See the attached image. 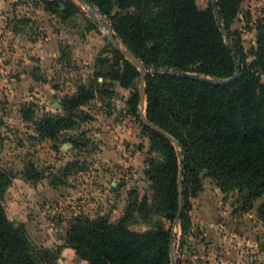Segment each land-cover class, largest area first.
I'll list each match as a JSON object with an SVG mask.
<instances>
[{
  "label": "trees",
  "instance_id": "trees-1",
  "mask_svg": "<svg viewBox=\"0 0 264 264\" xmlns=\"http://www.w3.org/2000/svg\"><path fill=\"white\" fill-rule=\"evenodd\" d=\"M89 1L143 62L148 71L146 115L180 146L143 122L142 72L109 45L113 59L98 58L96 80L80 83L76 92L65 94L61 99L63 114L46 113L36 131L41 138L59 142L63 130L92 118L88 113L82 117V106L97 98L104 101L115 97V82L131 89L128 112L150 140L144 173L151 196L141 198L137 190H131L125 213L117 223L107 216L77 215L69 224L66 245L43 248L32 241L24 223L7 215L4 199L15 174L0 160V264H57L66 246L89 264H173L171 246H176L178 237L173 226L180 197L184 198L179 219L183 238L192 232V198L203 190L205 177L213 179L224 194L238 193L242 212L253 209L264 198V84L247 62L241 37L231 28L244 0H218L233 47L224 37L212 3L202 9L197 0ZM31 5L64 19L81 10L73 0H42ZM15 30L18 31L16 27ZM259 52L264 53V24L259 34ZM62 55L68 58L64 50ZM105 64L107 71L102 69ZM176 71L218 79L239 75L233 82L220 85L173 74ZM99 77L102 82L97 81ZM23 113L28 119L26 111ZM74 145L81 149L85 142L80 137ZM54 148L59 149L57 145ZM181 155L183 194L179 187ZM73 164H67L60 175L51 176L50 183L65 184ZM22 175L33 183L46 177L33 162L24 165ZM257 210L264 220V201ZM142 223L148 228L137 230Z\"/></svg>",
  "mask_w": 264,
  "mask_h": 264
},
{
  "label": "crops",
  "instance_id": "crops-1",
  "mask_svg": "<svg viewBox=\"0 0 264 264\" xmlns=\"http://www.w3.org/2000/svg\"><path fill=\"white\" fill-rule=\"evenodd\" d=\"M6 2L0 0V132L5 149L0 156L4 160L12 158L8 145H13L15 152L19 153L25 152L30 146L32 154L42 156L52 163L53 173L47 172L46 178L37 183L28 181L22 175L26 156H18L16 172L19 174L15 175L5 194V209L11 220L25 224L28 234L36 238L39 247L54 249L66 245L69 220L58 224L47 222L43 209L48 201L60 198L59 202L66 207L72 204L65 208L69 214L67 217L82 213L92 218L107 216L111 222L117 223L125 213L131 190H137L141 198L145 194L151 196L149 182L144 173L150 140L138 121L128 112L127 101L131 89L122 87L118 82H115V90L120 95L117 93L109 103L95 99L81 107L91 115V123H82L63 130L59 142L38 138V132L30 126L32 123L25 120L21 104L29 99H36L40 104L46 102V112L63 114L62 97L77 90L75 86L72 91L64 89V82L72 77L71 62L76 64L77 60V64L81 66L86 63L90 51L82 47L77 49L78 53L74 56L67 55L68 59H64V43L71 42L67 29L64 26L56 29L50 23L45 25L46 36L38 39L27 38L25 34L15 30V19L9 13L6 16L2 11ZM92 65L90 61L84 67L91 70ZM57 78L60 79V85L56 83ZM41 108L43 109L42 106ZM27 132L33 134L31 140ZM85 135L93 139L94 154L90 157L82 154L72 157L67 155L68 152L73 151L76 154L80 150L75 147L74 140ZM10 138L13 142L8 144ZM122 143L130 148L129 160L124 159L119 152L118 147ZM56 144L59 150L53 147ZM65 144L69 145L68 148H64ZM81 149L85 147L81 146ZM61 150L64 153L59 157ZM35 155L30 158H35ZM87 158L92 163L90 168L77 170L73 176L78 180L73 181V185H67L69 181L57 186L50 183L48 175H60L69 161ZM30 162L35 163L34 160ZM125 168L128 175L121 179L119 173ZM70 176L69 174L68 177ZM230 196L232 197L224 194L213 179L204 178L203 190L192 198L190 214L195 231L183 238L181 229L178 232L176 252L181 264H193V254L201 251L204 245L208 264H248L249 258L244 248L255 246L251 245L252 241L259 243L258 238L253 239L250 226L259 228L260 223H264L257 210L260 203L258 201L254 209L242 212L237 199L233 198V193ZM75 198L83 199L78 201ZM32 213L34 215L31 216ZM147 228L144 223L136 226L141 231ZM67 256L72 257L74 264H89L68 246L64 247L59 264H71V261L65 260ZM263 256L264 251H261L254 258L260 259Z\"/></svg>",
  "mask_w": 264,
  "mask_h": 264
},
{
  "label": "rangeland",
  "instance_id": "rangeland-1",
  "mask_svg": "<svg viewBox=\"0 0 264 264\" xmlns=\"http://www.w3.org/2000/svg\"><path fill=\"white\" fill-rule=\"evenodd\" d=\"M6 1H7L6 6L4 9H2V11L5 13V15L9 13L10 17L15 19L13 23L14 27H16L18 32H21V34L23 35L25 34L27 38L38 39V38H42V36L44 35L46 36L47 30L45 29V25L50 23V25L54 26L56 29H59V28L62 29L63 26L66 27L67 29L66 31L71 41L70 43L68 41L64 43V45H66V48H64V51H66L68 56L70 57H72V55L74 56L76 53H78L77 49L82 48V47L90 51L89 58L87 59L86 63H82L81 66L77 64V60H75L76 64L71 62L70 72H72V75H71L72 77L70 78V80L68 78V80L64 82L65 90L72 91L74 89V86L78 87L80 83L88 84L90 81L96 80L94 77V72L100 69V64H99L100 61L98 60L99 57L109 58L111 60L113 59L112 48L111 46H109L111 44L108 38V31L104 27L99 26L94 21V19L89 14V8L83 3L79 1L76 2L77 5L81 7V10L79 11V13L73 15L70 18L64 19L57 14H51L49 12L44 11L41 6L31 5V3L29 5L18 4L19 0H6ZM197 3L200 8L205 9L210 6V4L212 3V0H197ZM263 24H264V0H244L241 6L240 13L238 17L235 19V21L233 22L231 28L234 31L235 35H239L241 37L243 45L247 51V62L250 65H252L253 70L260 76L261 82L264 84V53L260 54L259 52V34H260L261 25ZM94 25H97L96 29L93 28ZM90 61H91V64H93L91 67V70L85 68L86 66H88V64H90ZM102 69L107 71L109 69L108 64H105V66L102 67ZM56 81H57L56 83L60 85L59 83L60 79L57 78ZM97 81L102 82L103 78L99 77ZM116 87H117V84L115 83L114 88L116 89ZM117 93L118 95H120L119 92ZM35 100L36 99H29L23 102L21 104V108L23 109V111H26L27 115L29 116L28 119H25V120L28 123H32V125L30 126L36 129V127L39 126L37 123L40 121V119H42L46 113H50V112H46L45 110L46 102L43 104H40L36 102ZM109 100L110 98H106L104 99V102H108ZM41 106L43 107V109L41 108ZM107 106L109 107L110 105H107ZM143 112L146 113V104H145L144 110L142 109L140 105L141 116ZM84 113H86L85 110H83L82 117L84 116ZM91 120L92 118L90 119L85 118V119H82L79 122V124L84 123L85 125H87L91 123ZM27 133L29 134V140H31L33 134H31L30 132H27ZM38 138H41V137L38 135ZM81 138L85 142V146H84L85 149H80L76 154L73 151H71V152H68L67 155L72 157V156H77L78 154H82V155H85V157H90V155L94 154L92 137L85 135ZM9 140L10 142L8 141V144L13 142L11 141V138ZM7 147H8V152L9 150L12 152V155H11L12 158L10 160H6V159L4 160L0 156V160L2 164L7 169L12 171L15 175L19 174L18 172H16V169L18 168L17 165L19 162V161L17 162L16 159L18 156H23V155L26 156V163H29L30 161L34 160L35 165H37L39 169H43L45 175L47 172L53 173V171L51 170L52 163H49L48 161H46L45 158L42 156L32 154L31 152L32 149L30 148V146L27 147L25 152H21L23 154L19 152H15V147H13V145H8ZM3 151H5L4 147L0 149V153ZM62 151L63 150L60 151L59 155L61 156L59 157H62L64 153ZM31 155H35L34 156L35 158H30ZM59 157L56 156L57 159H60ZM17 160H19V157ZM73 162L75 164L72 165L74 169L70 173L71 176L70 177L67 176L65 179L66 181H69L66 183L67 185H73V181L78 180V178L73 176L77 170L89 169L90 165L92 164L88 158L86 160H80V159L71 160L67 164H70ZM51 176L52 174L48 175V178H50ZM231 194L232 193L228 194V196L232 197L230 196ZM233 198L237 199L238 201L239 194L234 192ZM75 199L79 201L83 198H79V199L75 198ZM59 200L60 198L53 199L52 201H48L47 203L44 204V208L47 205L52 204L53 207H57L58 209H60L61 214L59 215V217L58 218L46 217L45 219L47 222L54 223V224L62 223L64 222V220H69V224H70L73 218L80 214H77L74 216L71 215V217H67V215L69 214L65 208L71 207L72 204H69V206L67 205L66 207V205L60 203ZM263 201H264V198L260 199L259 203L261 204ZM251 213H255V212H251ZM32 215L34 214L32 213L31 216ZM255 218L256 217L254 215L253 219ZM250 229H252L251 234L252 235L254 234L253 239L258 238L257 240L259 241V243L256 244L257 243L256 241H255L256 243L252 241L251 245L255 244V246L253 247L246 246L244 248V250L246 251V256L249 258L248 264H264V256L260 259L254 258V256L257 255V253L264 251V223L261 222L259 228L250 226ZM30 238L38 246L36 242V238L33 236L32 237L30 236ZM261 239H263L262 240L263 242H261ZM177 258L179 260L178 255H177ZM65 260L71 261L72 262L71 264H74L72 257L70 256H67ZM59 261L57 262V264H59ZM63 264H66V263L63 262Z\"/></svg>",
  "mask_w": 264,
  "mask_h": 264
},
{
  "label": "water",
  "instance_id": "water-1",
  "mask_svg": "<svg viewBox=\"0 0 264 264\" xmlns=\"http://www.w3.org/2000/svg\"><path fill=\"white\" fill-rule=\"evenodd\" d=\"M19 1H21L22 3H34V2H38V1H42V0H19ZM73 1H75V2L79 1L89 8V14L94 19V21L99 26L104 27L108 31V38H109V42L112 45V47L115 50L119 51L128 60H130L142 72L143 79H142V86H141V107H142V109H144L145 104H146L145 77L148 74V71L146 70L143 62L141 61L140 58L137 57V55L127 45H125L121 41V39L117 36L113 25L107 20L106 16H104L94 4H92L89 0H73ZM212 6H213V9H214L216 16L218 18V21L221 25V29H222V32L224 34V37H225L226 41L228 42V45L230 47H233L232 38L230 36V33L226 29V27L224 26V24L222 22L220 8L218 5V0H212ZM173 74L178 75V76H182L185 78H189V79L212 82V83H216V84H220V85H225V84H229V83L233 82L239 75V73H236L234 76H232L228 79H218V78L199 76L197 74L182 72V71H176V72H173ZM142 119H143V122L148 127L152 128L156 131L162 132L175 145L180 146L179 142L174 137H172L170 134L161 130L158 126H156L155 124L150 122L146 113H144V112L142 113ZM68 146H69L68 144H65L64 148H68ZM2 147H3V140H2V135L0 132V149H2ZM180 161H181V164H180V175H179V187H180L181 194H183V192H184V185H183L184 164H183V156L182 155H181ZM183 208H184V198L181 195L179 210H178L177 218L174 222L173 227H179V219H180V215L183 211ZM171 251H172V255H173V264H178V258H177V252H176L175 244H173L171 246Z\"/></svg>",
  "mask_w": 264,
  "mask_h": 264
},
{
  "label": "built area",
  "instance_id": "built-area-1",
  "mask_svg": "<svg viewBox=\"0 0 264 264\" xmlns=\"http://www.w3.org/2000/svg\"><path fill=\"white\" fill-rule=\"evenodd\" d=\"M1 78H2V75L0 73V81H1ZM117 126L121 127V124H118ZM118 148H119V152L121 153L122 157L126 160H129L131 157L130 148L128 146H126L124 143L120 144ZM127 175H128L127 168H125L124 171L119 173V176L121 179H125ZM60 214H61L60 209H58L57 207H53L52 204L47 205L43 210L44 218H46V217L58 218ZM174 230L178 234V232L180 231V227H174ZM191 231L194 232L195 228H192ZM178 241H179V239L177 237L176 247L178 245ZM192 263L193 264H208L205 245L203 246V249L201 251H199V252L197 251L193 254Z\"/></svg>",
  "mask_w": 264,
  "mask_h": 264
}]
</instances>
